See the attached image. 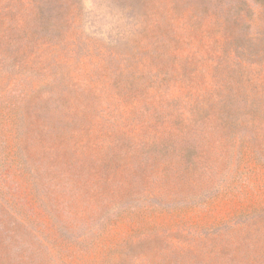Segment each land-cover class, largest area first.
<instances>
[{
	"label": "rangeland",
	"instance_id": "374dc122",
	"mask_svg": "<svg viewBox=\"0 0 264 264\" xmlns=\"http://www.w3.org/2000/svg\"><path fill=\"white\" fill-rule=\"evenodd\" d=\"M246 2L249 28L223 38L247 34L264 61V7ZM83 3L84 30H104L101 0ZM10 71L0 65V264H264V99L103 141L50 135L34 155L26 104L41 81Z\"/></svg>",
	"mask_w": 264,
	"mask_h": 264
},
{
	"label": "trees",
	"instance_id": "16d2710c",
	"mask_svg": "<svg viewBox=\"0 0 264 264\" xmlns=\"http://www.w3.org/2000/svg\"><path fill=\"white\" fill-rule=\"evenodd\" d=\"M100 6L104 30L89 34L83 0H0V65L41 81L26 104L32 154L50 135L103 141L134 121L197 122L214 110L224 120L231 105L264 99L251 37L223 38L249 28L238 16L246 0Z\"/></svg>",
	"mask_w": 264,
	"mask_h": 264
}]
</instances>
